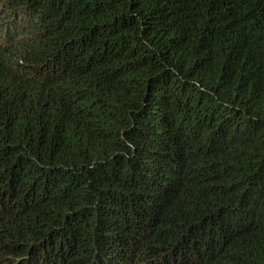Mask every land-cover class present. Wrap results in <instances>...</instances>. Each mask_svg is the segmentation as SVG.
I'll return each instance as SVG.
<instances>
[{
  "label": "trees",
  "instance_id": "obj_1",
  "mask_svg": "<svg viewBox=\"0 0 264 264\" xmlns=\"http://www.w3.org/2000/svg\"><path fill=\"white\" fill-rule=\"evenodd\" d=\"M0 264H264V0H0Z\"/></svg>",
  "mask_w": 264,
  "mask_h": 264
}]
</instances>
